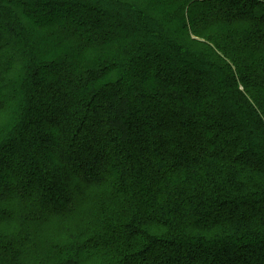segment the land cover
<instances>
[{
    "label": "trees",
    "instance_id": "1",
    "mask_svg": "<svg viewBox=\"0 0 264 264\" xmlns=\"http://www.w3.org/2000/svg\"><path fill=\"white\" fill-rule=\"evenodd\" d=\"M0 199L9 264H264V0H0Z\"/></svg>",
    "mask_w": 264,
    "mask_h": 264
},
{
    "label": "rangeland",
    "instance_id": "2",
    "mask_svg": "<svg viewBox=\"0 0 264 264\" xmlns=\"http://www.w3.org/2000/svg\"><path fill=\"white\" fill-rule=\"evenodd\" d=\"M27 5H24V7H26ZM67 16H71L75 19H80L83 14L81 13V10H76V9H71V11L67 12ZM2 45H5V37H2ZM20 192L17 191L15 194H19ZM14 194V195H15ZM33 196V195H32ZM31 196V197H32ZM35 196V195H34ZM28 198H30V195L28 196ZM9 199H7L5 202H8ZM2 203V200L0 199V204ZM3 218V217H2ZM89 244H87L88 246ZM13 249V248H12ZM12 254L8 253L7 255L5 254V252L0 253V264H9V255Z\"/></svg>",
    "mask_w": 264,
    "mask_h": 264
}]
</instances>
